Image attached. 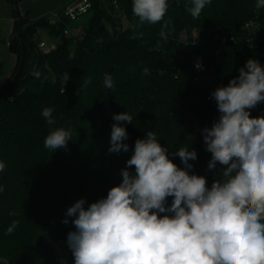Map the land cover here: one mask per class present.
Masks as SVG:
<instances>
[{"label":"trees","instance_id":"trees-1","mask_svg":"<svg viewBox=\"0 0 264 264\" xmlns=\"http://www.w3.org/2000/svg\"><path fill=\"white\" fill-rule=\"evenodd\" d=\"M18 2H12L9 49L17 57L14 72L23 66L10 87L14 72L0 87V161L5 164L0 172V257L9 264H74L67 246L74 217H66L67 209L81 198L88 207L120 184L135 141L147 131L156 134L181 168L173 153L179 147L195 150L190 172L205 176L209 188L220 178L219 164L208 168L211 153L202 136V129L220 115L211 93L238 77L247 60L264 66V45L250 47L243 30L247 21L256 20L255 36H264V8L257 10L256 0H211L193 18L187 10L191 0H167L163 20L140 24L132 0H91L81 36L64 38L69 28L64 19L54 25L47 18L29 22L21 17ZM40 29L51 41L62 39L49 55L37 51ZM196 29L194 45H185L181 34L190 40ZM196 57L204 72L195 70ZM34 71L41 73L39 78ZM105 74L112 76L113 89L104 86ZM47 107L54 110L55 125L41 114ZM124 111L133 116L131 124L122 122L129 151L109 153L113 115ZM251 116H264V102L251 109ZM56 127L72 131L67 150L44 147ZM17 220L19 226L6 234Z\"/></svg>","mask_w":264,"mask_h":264},{"label":"clouds","instance_id":"clouds-1","mask_svg":"<svg viewBox=\"0 0 264 264\" xmlns=\"http://www.w3.org/2000/svg\"><path fill=\"white\" fill-rule=\"evenodd\" d=\"M210 3L191 0L187 10L199 18ZM168 7L167 0H132L140 24L160 22ZM255 7L264 8V0H256ZM160 35L165 37L163 30ZM143 73L149 75L150 70L144 68ZM32 75L39 78L41 73ZM64 79H70L68 73ZM103 80L106 88H114L111 75ZM211 96L220 115L202 129V136L211 153L208 168L219 164L220 178L209 188L205 176L190 172L195 150L179 147L173 153L181 168L156 134L147 131L135 141L120 184L88 207L81 198L67 209L66 217H74L75 230L67 235L74 264H264V116H251V109L264 102V66L247 60L238 77ZM53 111L47 107L41 113L49 126L56 124ZM113 120L108 151L128 152L122 122L131 124L133 116L124 111ZM71 137L70 129L56 127L45 137L44 147L67 150ZM4 168L0 161V172ZM19 223L13 221L6 234ZM0 264L9 261L0 257Z\"/></svg>","mask_w":264,"mask_h":264},{"label":"crops","instance_id":"crops-1","mask_svg":"<svg viewBox=\"0 0 264 264\" xmlns=\"http://www.w3.org/2000/svg\"><path fill=\"white\" fill-rule=\"evenodd\" d=\"M72 1L74 0H19L18 11L23 19L35 22L42 18H48L53 12L62 11ZM12 2L13 0H0V87L13 74L17 64L16 55L9 49V42L12 38L14 27ZM41 30L38 31V34ZM40 39L50 42L49 39Z\"/></svg>","mask_w":264,"mask_h":264},{"label":"built area","instance_id":"built-area-1","mask_svg":"<svg viewBox=\"0 0 264 264\" xmlns=\"http://www.w3.org/2000/svg\"><path fill=\"white\" fill-rule=\"evenodd\" d=\"M115 3V2H114ZM92 3L91 0H74L70 2L68 5L64 7L62 11L53 12L49 15L47 18L48 22L51 25L56 24L61 19H67L68 21H76L80 17H83L88 14L89 10L91 9ZM259 27V24L256 20H249L247 21L244 26L243 30L246 32L245 42L253 48H257L259 46L264 45V36L258 35L255 36L257 33V29ZM82 34V30L79 28H65L63 30V37L64 38H78ZM182 40L185 41V45L192 46L196 42V39L198 37V34L194 31L193 37L190 40H186L184 38V34H181ZM231 41H234L233 38H231ZM37 51L41 55H49L52 51L56 49V44L51 42H47L45 40L38 41L36 45ZM194 68L197 72H204L205 67L201 61L200 57H196L193 60Z\"/></svg>","mask_w":264,"mask_h":264},{"label":"rangeland","instance_id":"rangeland-1","mask_svg":"<svg viewBox=\"0 0 264 264\" xmlns=\"http://www.w3.org/2000/svg\"><path fill=\"white\" fill-rule=\"evenodd\" d=\"M67 24H68L69 27L78 26V27L80 28V30H82L83 27H84L85 24H86V19H85V17L83 16V17H80V18H79L78 20H76V21H68ZM195 32H196V30H195ZM196 33H197V32H196ZM197 34H198V33H197ZM38 38H39V39H40V38H44V39H49V40H50V38L48 37L46 31H43V30H41L40 33L38 34ZM61 40H62V39H61V37H60V38H58L56 41H52V42L56 44V43L61 42ZM49 43H51V40H50Z\"/></svg>","mask_w":264,"mask_h":264},{"label":"water","instance_id":"water-1","mask_svg":"<svg viewBox=\"0 0 264 264\" xmlns=\"http://www.w3.org/2000/svg\"><path fill=\"white\" fill-rule=\"evenodd\" d=\"M64 21L65 22H68L67 19L64 18ZM196 32L199 34L200 33V30L199 29H196ZM22 66H23V63L21 62L19 67L16 69V71L14 72L12 78L10 79L8 85H7V88L11 86V84L14 82V80L18 77V75L21 73V70H22Z\"/></svg>","mask_w":264,"mask_h":264}]
</instances>
